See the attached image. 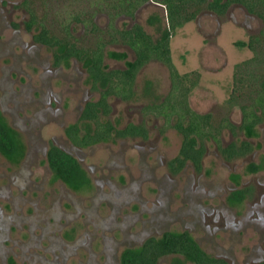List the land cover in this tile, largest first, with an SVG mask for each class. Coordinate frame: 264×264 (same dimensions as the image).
Masks as SVG:
<instances>
[{"label": "rangeland", "instance_id": "obj_1", "mask_svg": "<svg viewBox=\"0 0 264 264\" xmlns=\"http://www.w3.org/2000/svg\"><path fill=\"white\" fill-rule=\"evenodd\" d=\"M30 1L37 18L46 14L44 25L55 34H60L58 20L76 12L78 5L79 11L85 10L86 4L45 0L43 6L39 0ZM28 13L27 8L23 12L21 7H0V120L15 144L10 155L0 151V264H121L125 249L136 250L147 237L165 231L183 230L209 255H226L233 264L264 261V117L255 127L239 129L240 111L226 103L234 64L252 55L233 42L258 33L261 21L236 4L221 16L203 8L170 38L178 72H199L188 96L190 107L210 112L214 126L224 118L236 125L233 132L220 129L222 146L243 140L251 145L245 155L225 160L207 137L201 170L188 162L172 172L169 162L178 153L181 135L160 116L143 111L168 93L166 66L147 62L135 76L131 99H108L107 119L114 129L143 124L146 139L112 134L90 146L72 147L64 130L74 123L78 135L92 129L79 114L85 101L98 98V90L80 62L70 59L56 66L53 53L59 50L31 41L37 26L28 32L21 24ZM94 14L95 24L105 30L107 12ZM151 15L156 20L148 23ZM9 21L21 24L13 36ZM134 22L156 39L166 27L164 6L143 7L133 18L120 15L113 20L118 28ZM70 25L79 44H94L89 29L80 22ZM100 34L107 37L106 32ZM104 50L108 68H124L134 58L120 41L107 42ZM50 142L80 162L85 177L79 187L51 174L45 156ZM244 187L245 196L231 199V190ZM39 250L40 257L34 258ZM157 264L192 263L169 255Z\"/></svg>", "mask_w": 264, "mask_h": 264}, {"label": "trees", "instance_id": "obj_2", "mask_svg": "<svg viewBox=\"0 0 264 264\" xmlns=\"http://www.w3.org/2000/svg\"><path fill=\"white\" fill-rule=\"evenodd\" d=\"M145 1L87 0L85 10L79 11L78 5L76 12H68L63 20L57 21L60 34L50 32V29L44 25L46 14L37 18L35 6L30 7L27 0L24 2L30 14L27 28L30 29L34 25L39 28V31L32 35L33 41L49 48L59 47V51L53 53L55 64L71 57L83 62L91 78L92 88L98 90V98L85 102L79 114L80 120L92 124V129L88 133L78 135L77 124L74 123L65 128V135L77 146L102 142L112 134L118 137L147 138V130L143 124L128 123L123 128L114 129L113 124L107 119L111 111L108 99L110 96L120 100L131 99L137 72L147 62L159 61L167 68L170 89L163 100L146 104L143 111L160 116L165 126L174 128L181 135L178 153L169 162L171 171L177 172L187 161L192 163L196 171H200L205 151L203 141L207 137L214 140L225 160L245 155L251 150V145L247 141L243 140L240 143L231 141L225 146L220 144L218 137L220 129L227 127L233 132L236 128L235 124L224 118L214 126L210 112L199 113L190 107L188 96L198 83L199 72L196 70L178 72L171 59L170 38L177 28L195 19L203 8L221 16L231 5L236 4L247 14L261 21L262 25L258 33L249 35L246 40L233 42L237 47L248 48L252 55L234 64L232 88L226 99L229 107L237 106L240 111L241 119L237 125L239 129L255 127L264 117V0H158L165 9L166 27L159 31L156 39H152L137 22L126 28L114 26V17L124 14L133 18L135 10ZM39 2L43 6L46 5L45 0ZM30 4H33L32 0ZM91 7L93 10L90 13ZM94 11L107 12L110 21L105 30L93 22ZM155 20L156 17L153 15L147 18L148 23H153ZM72 22H81L90 30L92 36L96 37L93 45L77 42V38L70 31ZM103 32H106L107 37L100 34ZM119 41L132 51L134 58L126 62L124 68H108L103 64L106 43ZM0 150L6 155H10L15 150L12 136L1 120ZM47 161L49 168L66 184L77 186L84 182V173L78 162L56 146L51 145L48 149ZM244 193V189H239L232 192L230 197L238 200ZM167 254L182 255L193 264H223L207 256L185 230L178 233L165 231L160 237L146 238L138 249H125L121 253L120 263L156 264L161 256Z\"/></svg>", "mask_w": 264, "mask_h": 264}, {"label": "flooded vegetation", "instance_id": "obj_3", "mask_svg": "<svg viewBox=\"0 0 264 264\" xmlns=\"http://www.w3.org/2000/svg\"><path fill=\"white\" fill-rule=\"evenodd\" d=\"M13 1V0H12ZM27 1H29V0H27ZM62 0H60V2H61ZM63 1H65V2H73L74 1V3H79L80 2V0H63ZM62 1V2H63ZM82 1H85V2H87V0H82ZM24 2H26V0H19L18 2H16V3H11L10 2V0H0V7L1 8H3V9H5V5H10V6H13V7H15L16 6V8H22V11L23 12H26V8H25V6H24ZM159 5V6H163L158 0H146L145 2H143L137 9H141V8H143V7H148V6H152V7H155L156 5ZM229 9V8H228ZM228 9H227V11H228ZM11 10L13 11V9L11 8ZM227 11H226V13H227ZM213 13V12H212ZM29 14V13H28ZM10 16H11V14H9ZM120 15H124V14H120ZM120 15H118V16H120ZM216 15V14H215ZM94 17H95V14L93 13V15H92V20H93V22H94ZM29 18H30V14H29ZM29 18H23V20H22V25L24 26V30H26V31H28V32H30V30L32 29V27L30 28V29H28L27 28V21H28V19ZM108 21H110L109 20V18H108V15H107V21H106V26H108ZM73 23V22H72ZM71 23V24H72ZM95 23V22H94ZM21 24H17V23H15V22H11V21H9V23L7 24L8 26H10L11 28H12V36H13V34H14V31H17L20 27H21ZM80 24H81V26L84 28V25L80 22ZM37 31H39V28L37 27V29H36V32ZM70 31H71V33H72V25H70ZM33 33H35V32H33ZM33 33L30 35L31 36V39H32V35H33ZM252 35V34H251ZM32 42H34L33 41V39L31 40ZM40 44V45H43V44H41V43H37V42H34V44ZM43 46H45V47H48V46H46V45H43ZM54 48H56V49H58L59 50V47H54ZM70 59H75V58H73V57H71V58H69L68 60H70ZM76 60V59H75ZM62 61H64V60H62ZM62 61H60L58 64H55L54 63V60H53V63H54V65H56V66H58V65H60V63L62 62ZM65 61H67V60H65ZM78 61V60H77ZM78 62H80L82 65H84V68H85V70H86V66H85V64L83 63V62H81V61H78ZM103 64L105 65V63H104V60H103ZM106 66V65H105ZM87 72V71H86ZM91 85H92V83H91ZM85 102H87V101H85ZM84 102V103H85ZM84 105V104H83ZM83 105H82V107H83ZM82 109V108H81ZM80 112H81V110H80ZM0 118H1V114H0ZM128 124V123H127ZM127 124H125L123 127H125ZM122 127V128H123ZM64 133H65V130H64ZM66 136V135H65ZM115 137H118V136H115ZM127 137H131V136H125V137H119V138H127ZM66 138L68 139V141L70 142V144L72 145V147H76V148H78V147H85V146H77V145H75V144H73V143H71V141L69 140V138L66 136ZM139 138H141V137H139ZM141 139H143V138H141ZM146 139V138H145ZM228 144V143H227ZM51 145H54V146H56L58 149H60L61 151H63V152H65V153H67V154H69V155H71L77 162H78V164L80 165V162L78 161V159L75 157V156H73L70 152H68L67 150H65V149H63L62 147H60L59 145H57V144H55V143H53V142H50V144L48 145V147L46 148V152H45V156H46V163H47V166H48V161H47V152H48V149L50 148V146ZM92 145V144H91ZM86 146H90V145H86ZM1 151V150H0ZM204 154H205V151H204ZM6 155V154H5ZM204 156V155H203ZM202 160H203V158H202ZM190 163L191 165H192V163L190 162V161H187L186 163ZM185 163V164H186ZM201 166H202V162H201ZM81 167V166H80ZM184 167V166H183ZM192 167H193V165H192ZM48 168H49V166H48ZM82 168V167H81ZM193 169H194V167H193ZM49 170L51 171V174L53 175V176H55V178H57V179H59L60 181H62L58 176H57V174L56 173H54L50 168H49ZM84 173V172H83ZM85 177V176H84ZM63 182V181H62ZM63 183H65V182H63ZM80 185H77L76 187H79ZM239 189H244L245 191L247 190V188H239ZM239 189H236V190H239ZM236 190H231L230 191V194L229 195H231V193L232 192H234V191H236ZM245 194V193H244ZM244 194H242V196H245ZM184 231V230H183ZM186 231V230H185ZM164 233V232H163ZM189 234V233H188ZM43 233H39V234H37V239L39 240V241H41L42 240V238H43ZM162 235V234H161ZM160 235V236H161ZM159 236V237H160ZM191 237V236H190ZM148 238V237H147ZM192 238V237H191ZM193 239V238H192ZM194 240V239H193ZM144 241V240H143ZM195 241V240H194ZM196 242V241H195ZM41 243V242H40ZM196 244L198 245V243L196 242ZM199 246V245H198ZM200 247V246H199ZM200 249L207 255V256H209V257H212V258H215V259H217L218 261H220V262H222L223 264H233V261L231 260V259H228L227 258V256L226 255H221V256H212V255H209L208 253H206L201 247H200ZM40 255H41V251L39 250L36 254H35V257L34 258H39L40 257ZM169 255H176V256H181V257H184V256H182V255H178V254H167V255H163V256H161L160 258H162V257H164V256H169ZM159 258V259H160ZM158 259V260H159ZM190 261V260H189ZM191 262V261H190ZM192 263V262H191ZM260 263H264V261L263 260H253V261H250L249 262V264H260ZM157 264V263H156ZM193 264V263H192Z\"/></svg>", "mask_w": 264, "mask_h": 264}]
</instances>
